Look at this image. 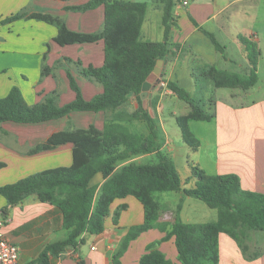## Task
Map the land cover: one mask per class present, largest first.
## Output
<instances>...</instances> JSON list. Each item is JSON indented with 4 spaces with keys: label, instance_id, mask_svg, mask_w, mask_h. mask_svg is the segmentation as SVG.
Here are the masks:
<instances>
[{
    "label": "crops",
    "instance_id": "0c3cea01",
    "mask_svg": "<svg viewBox=\"0 0 264 264\" xmlns=\"http://www.w3.org/2000/svg\"><path fill=\"white\" fill-rule=\"evenodd\" d=\"M88 1L0 0V18L3 13L10 17L22 14L21 18L0 26V35L4 31L8 34L0 36V98L5 97L12 87H16L25 102L31 106L41 103L47 95L55 92L57 105L61 107L75 99V93L68 84L66 71L74 77L85 101L103 92L99 83L86 79L79 73L81 68L102 66L103 41L60 46L53 41L57 35V28L54 25L28 18L33 13L51 15L61 19L71 31L84 34L97 33L103 27V6L83 12L65 9L83 5ZM254 1L174 0L169 41L177 47L163 60L161 82L164 88L160 89L158 85L147 91L145 110L154 119L164 109L161 99L166 96L176 97L166 88V82H173L190 90L195 84L194 77L197 76L194 71L196 70L203 78L202 71L210 66L229 73L242 72L240 75H247L250 66L244 47L238 39L239 36L256 43L260 50L257 63L259 82L261 49L258 42L259 32L264 31V15L248 11V6H252ZM140 3L146 4V13L140 32L141 39L161 42L164 33L162 1L149 0V3L146 1ZM149 5L152 7L149 8ZM148 9L155 12L156 18L153 20L149 17ZM192 21L211 33L223 47V51H217L211 40ZM5 38H8V43ZM44 54L46 59L42 61ZM42 65L49 68V73L44 77H41ZM250 89L241 90V92L247 95ZM241 92L222 96L223 100L211 99L216 106L212 113L214 117L211 122L205 123L211 125L214 146L206 137H200V139L202 144L214 148L215 153L201 158L203 163L201 169L210 175L234 174L238 177L242 190L264 195V97L250 104L235 103L234 99L243 95L240 94ZM230 98H233V101ZM139 101L142 106L141 97L132 95L117 112L131 114L138 109ZM153 101L156 103L155 107H152ZM189 111L190 109L183 115ZM171 114L175 115L173 112ZM111 118V112H72L64 118L39 124L0 123V134L11 137L6 144H0V186L15 183L47 169L70 166L73 149L70 143L35 154H31L30 151L36 145L45 142L51 134L66 129H88L93 126L102 131ZM119 123L132 133L148 134L147 126L141 120H128L121 117ZM202 144L199 147L201 150ZM162 146L163 144L161 151ZM168 152H171V148ZM149 155H153L149 163L152 164L156 159L155 153L131 157L120 162L117 167L130 162L138 163L137 161L141 158ZM190 178L191 176L187 177V180L182 183L184 188L194 186L195 180L190 181ZM102 183L101 174L95 175L91 182L92 185L98 186ZM178 193L183 197H179L180 203L175 209L169 204L162 209L154 193V199L159 205L158 225L170 228L175 219L177 207L180 206L178 216L183 212V201L194 205L193 202L186 200L188 197L181 192ZM192 211L195 213L193 218L199 220L194 223H208L216 220L215 218L213 221H204L210 216V212L196 205ZM184 217L190 219L189 217L192 216L185 213ZM143 218V207L136 198L127 196L124 199H117L109 207L108 215L104 218V230L100 234L83 233L74 247L69 246L57 255H49L48 264H113L112 256L118 250L129 228L141 224ZM62 222V214L55 205L41 203L34 196H29L22 203L9 206L0 195V233L19 247L20 264L34 262L47 245L62 241L66 237ZM164 235L158 228L141 233L129 242L127 249L119 258L120 264H138L147 245L159 241ZM242 235L239 240L224 233L219 235L218 264H264V232L245 230ZM157 248L173 264H180L177 261L173 237L160 243Z\"/></svg>",
    "mask_w": 264,
    "mask_h": 264
},
{
    "label": "trees",
    "instance_id": "16d2710c",
    "mask_svg": "<svg viewBox=\"0 0 264 264\" xmlns=\"http://www.w3.org/2000/svg\"><path fill=\"white\" fill-rule=\"evenodd\" d=\"M65 1V0H60ZM163 3L161 42L143 41L140 37L146 13V4L122 0H89L80 6L66 7L67 11H87L103 6V27L97 33L84 34L69 30L58 17L33 13L30 19L43 21L57 28L53 41L60 46L86 44L103 41L104 59L100 67L81 68L82 77L99 83L103 92L85 101L80 89L69 71L66 77L75 99L61 107L57 105L55 92L47 95L41 103L28 105L16 87H12L5 97L0 98V123L31 125L58 120L72 112H111L112 118L102 131L93 126L88 129H66L51 134L48 139L36 145L30 152L35 154L51 150L59 145L72 144V162L67 167L47 169L29 175L15 183L0 186V195L7 205L16 206L25 198L34 196L41 203L55 205L61 212L66 237L49 244L38 258L30 264H48L49 255H57L66 247L75 246L83 233L96 235L104 230V218L108 215L113 201L133 196L142 205L143 222L129 228L127 235L113 254V264H120L119 258L130 241L141 233L158 228L165 235L159 241L146 247L138 264H173L157 246L174 238L177 261L180 264H218V237L227 234L235 240L243 236L245 230L264 232V195L244 191L234 174L210 175L199 166H191L194 186L184 188L172 160L162 153L160 130L155 119L141 106L131 114H121L118 109L133 95L140 96L141 87L153 71L158 60H165L177 45L169 41L172 25L174 0H161ZM16 14L3 23L19 19ZM193 24L207 36L214 48L222 52L223 47L214 36ZM250 70L247 75L229 73L210 66L201 76L213 83L214 88L248 90L258 82L257 63L260 50L256 43L239 36ZM46 55L42 57L45 61ZM67 62L70 60L66 59ZM79 65V62H77ZM49 73L42 65L41 77ZM166 88L183 101L190 111L175 118L184 142L191 150H198L199 140L190 131V121L211 122L213 114L205 111L202 102L196 101L184 88L173 82H166ZM155 101L152 107H155ZM119 113V114H118ZM145 122L148 134L130 132L119 121ZM155 153L152 164L130 162L119 167L131 157ZM101 174L103 183L92 185L95 175ZM181 192L186 197L202 201L207 207L216 210V220L208 223H184L176 216L170 228L158 225L159 205L154 193ZM117 214V213H116Z\"/></svg>",
    "mask_w": 264,
    "mask_h": 264
},
{
    "label": "rangeland",
    "instance_id": "374dc122",
    "mask_svg": "<svg viewBox=\"0 0 264 264\" xmlns=\"http://www.w3.org/2000/svg\"><path fill=\"white\" fill-rule=\"evenodd\" d=\"M137 1H140V2L146 1L147 3H149V0H137ZM262 2H264V0H255L252 6H248L249 7L248 11L250 13L260 14L261 16L264 15V3ZM148 7L151 8L152 6L149 5ZM148 14L152 20L156 18L155 12H151V10L149 9H148ZM7 17H10V16H8L5 13L2 14L0 18V26L4 25L3 22L5 21ZM4 35L6 36L8 35L7 31H4L3 34H1L0 36L3 37ZM5 39H6V43H8V38H5ZM259 39L260 40L258 42V45L261 49V59H260L261 61H260V67H259V82L257 85L253 86L250 89L247 95L243 94V92H241V89H228V88H217L216 89L214 88L213 83L211 81L207 79L203 81V78L199 76L198 72L196 70L194 71V74L197 76L194 77L195 84L192 85L193 88L188 90L187 88L184 87V89L190 93L193 99H195L196 101L202 102V105L206 112H208L209 114H212L215 111L216 106H214L215 103H213L211 99L213 101H214V98L222 99V96H228L229 94L233 92H241L240 94H243L241 95L240 98L234 99L235 103L239 102L242 104H250L252 103V101H256L257 99L264 97V31L259 32ZM241 73L242 72H240V74ZM230 99L233 101V98H230ZM161 104H163L164 109L161 113L158 114V117L155 118V121L161 133L160 143L161 145L163 144L162 152L172 160L182 183H184L187 180V177L189 178L191 176V166L198 165L200 168H202L201 166L203 165V163L201 162V158L203 156L208 157V155H213L215 153L214 148L209 147L206 144H202L201 139H200V137L202 138L206 137L209 143L211 144L214 143V136L211 130V125L208 123H205V121H190L189 122L188 127L190 131L199 140L200 145L202 144V147H203L202 150L201 148H198V150L196 151L191 150L188 147V145L184 142L182 135H181V131L175 120L177 116L183 115L190 108L177 97H167L166 96L161 99ZM172 112L175 113V115H172L171 114ZM9 139L11 140V137L0 134V144H6V142H9ZM163 141H167V142L165 143ZM208 147L210 148V150ZM169 148H171V152H168ZM151 156L153 155H149L148 157L141 158V160L137 162L140 164H149L150 161L152 160ZM192 180L193 178L191 176L190 181ZM190 181L189 183H191ZM181 196L182 195L178 192H164V193L155 194V197L157 201L161 204L162 209L166 207V204L171 205V207L175 209L176 205L180 203L179 197ZM186 200L193 202L192 204L194 205H191V203H187L186 201L184 203L183 201L184 209L181 215L179 216V219L181 221L183 222L187 221L188 223H194V222L199 221L193 218V215L195 213H193L192 208L195 207V205L201 209H204L210 212L209 213L210 216H208V218H206L204 221L206 222L213 221L216 218V210L207 207L202 201L192 198V197H188V199ZM185 213H187L189 216H192V217H189L190 219L185 218L184 217Z\"/></svg>",
    "mask_w": 264,
    "mask_h": 264
},
{
    "label": "built area",
    "instance_id": "2783aa9c",
    "mask_svg": "<svg viewBox=\"0 0 264 264\" xmlns=\"http://www.w3.org/2000/svg\"><path fill=\"white\" fill-rule=\"evenodd\" d=\"M187 4V2H183ZM164 86L162 82L159 84ZM20 249L14 243L8 241L3 234L0 233V264H20Z\"/></svg>",
    "mask_w": 264,
    "mask_h": 264
},
{
    "label": "water",
    "instance_id": "95a60500",
    "mask_svg": "<svg viewBox=\"0 0 264 264\" xmlns=\"http://www.w3.org/2000/svg\"><path fill=\"white\" fill-rule=\"evenodd\" d=\"M164 63L163 60H158L156 62V65L153 69V71L149 74V76L146 78L145 82L143 83L142 87H141V93H140V97L142 99V106L144 109H146L147 105V98H148V93L147 91L150 88H155L156 86H158L161 82V77H162V64ZM162 87H160L161 89Z\"/></svg>",
    "mask_w": 264,
    "mask_h": 264
}]
</instances>
